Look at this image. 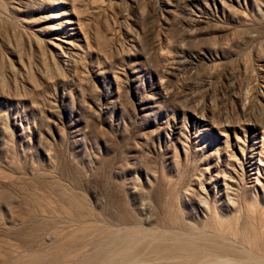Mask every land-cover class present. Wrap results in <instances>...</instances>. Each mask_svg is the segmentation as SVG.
<instances>
[{"label": "rangeland", "instance_id": "374dc122", "mask_svg": "<svg viewBox=\"0 0 264 264\" xmlns=\"http://www.w3.org/2000/svg\"><path fill=\"white\" fill-rule=\"evenodd\" d=\"M71 2L92 41L73 67L36 42L70 5L19 13L0 0V264L47 262L22 241L29 192L112 216L114 229L126 213L128 227L170 232L174 216L190 243L252 262L226 226L246 223L250 205L264 212V0ZM53 241L50 262L62 256ZM162 242L142 239L130 264H184Z\"/></svg>", "mask_w": 264, "mask_h": 264}, {"label": "bare ground", "instance_id": "6f19581e", "mask_svg": "<svg viewBox=\"0 0 264 264\" xmlns=\"http://www.w3.org/2000/svg\"><path fill=\"white\" fill-rule=\"evenodd\" d=\"M10 4L11 9L19 13L31 9L34 5H47L52 8H56V6L59 5H70V8L66 9L63 13V15L66 16L64 17L65 20L63 19L58 24H47V26H42L38 30L46 40L45 41L43 39L37 38L36 42L38 46H41L45 42H48L51 46L56 47L57 50H62L61 53L57 51L56 55L53 52L51 53V55L53 56L51 57L54 58V63L56 66L57 63H60V61H58L55 57H57L58 59L61 58L60 60H62L67 65L71 66L73 64L72 67L75 66V58H78L80 54L84 52V47L80 44V42L84 43L89 50L92 48V41L89 35L90 33L86 29L85 23L78 16L76 7L72 5L73 3L71 2V0H10ZM59 13L60 12L57 13V17L59 16ZM56 30H60V32L59 34L55 35L54 32ZM57 41H62L65 45H62ZM262 97H264V95H262ZM259 126L261 127L262 131H264V121L262 123L260 122ZM253 158L254 156L251 155L250 159L253 160ZM3 180H8V178L6 177ZM42 195L38 196L29 192V199L27 198L28 200H26L29 201L32 208L34 206H36L37 208L28 209L29 211L27 212L30 213L28 215V223H30L31 225L28 224L29 226L27 227V229L22 232V236L25 240H21L25 241L28 250L33 253V255H35L39 259L44 260L45 258L47 260V262H45L46 264H96L98 261L100 262L99 259H108L111 262H115L113 260H115L116 257L120 255L121 259L126 262L125 264H127V262H129L130 264L133 261L137 263V260L139 259V252L137 251V247L140 245V241L147 237L156 239L158 241L166 240L167 242H162L161 247H158L157 249L158 251H160V254L163 257L170 259H176L175 257H178L177 255H181L184 257H182L181 259L188 262L187 264H264V212L257 220L256 218H254L255 214L253 213H255V208L253 205H250L248 207L249 215H247V221H245L246 223H244L243 225H239L236 222V224H229L226 226V230L232 236H235V238H240L243 242L248 244L252 248V250L256 252V254L253 255L257 260L252 257V259L255 261L252 260V262L247 263L245 261H248V259H245V261H243L242 259H240L241 256H235V251H237L236 253H239L237 249L235 250V248H233L232 246H227L220 242H215L216 240L212 241L210 239H207L201 243V241L197 242L199 241L198 239H190L192 242L190 243V241H188L190 238V232L189 230H186L188 228L183 225L184 223L181 224L179 218L174 216L170 217L171 219H169L176 223H180L179 225L185 229L180 228L179 226V228H175L174 231L172 230L168 232L166 230L170 229H166L161 233L155 231L147 232L145 229V231L148 233L147 234L144 233L143 230H141L140 226H126V213H121V215H117L118 217L115 216L118 218L119 224L116 225V227L118 226V229H114L113 223L112 226V224L110 225L105 221V219L109 220V218H111L112 216L105 219H96V217L100 216L98 213H96L98 215L94 217V215H91L92 212L89 213L84 212V210H73V208H71L72 206L69 208L66 207V205L68 204L62 205L60 204L61 202L59 200L57 201L50 199L51 197L48 198L49 195H45L47 197ZM78 204L80 206L81 204L82 206L85 205L83 203L80 204L79 201ZM106 214H108V212ZM99 218L102 217L100 216ZM22 222H24V220ZM226 230L225 234H228L226 233ZM174 239H180L179 243L177 242L178 240L175 241L178 243V245L174 243L173 246L172 244L169 245L168 242H171V240ZM200 239L203 240L204 238L200 237ZM53 240L57 241V243H54V246L60 249V251L62 252V256H57L58 258L55 257L56 259L54 258L55 260H52L50 262L48 261V255L46 252L50 249V245L53 244ZM36 245L44 247H37L38 249H36ZM54 246L52 245V247ZM130 250H132L134 253L127 254L126 252ZM14 253L15 251L12 252V254ZM185 261L184 264H186Z\"/></svg>", "mask_w": 264, "mask_h": 264}]
</instances>
